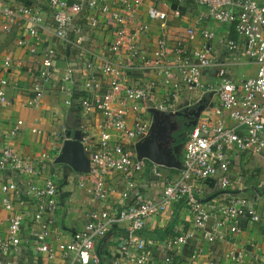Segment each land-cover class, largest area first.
<instances>
[{
    "label": "built area",
    "instance_id": "2783aa9c",
    "mask_svg": "<svg viewBox=\"0 0 264 264\" xmlns=\"http://www.w3.org/2000/svg\"><path fill=\"white\" fill-rule=\"evenodd\" d=\"M53 13L55 34L58 38L70 41L69 31L73 28L76 15L84 14L89 23L94 26L111 25L114 29V40L111 51L119 61L105 60L94 66L86 62V68L98 69L111 77V85L103 89L96 73L86 76L85 93L80 96L81 107L86 111L97 110L102 115L100 122V136L94 141L90 136H84V144L89 152L90 171L80 173V184L87 182V193L99 200H107L118 191L110 187L107 179L110 174L121 173L124 188L121 193V207L113 209L111 206L92 209L87 216L84 228L76 231L72 238L64 240L58 238L54 245L48 242L53 235L56 225L55 214L60 208V188L53 177L39 179L43 175V164L25 160L18 150L7 143L0 153V183L6 170H12L21 177H32L27 184L26 195L32 201L33 217L30 233L35 236L33 249L54 259L57 253L62 262L53 264H189L198 259L201 247H194L190 256L185 255L186 247L195 240V232L202 231L209 242L226 238L242 231L237 224L240 216L250 217V222L261 220L254 205L247 195L231 194L225 201L214 206L213 212L208 209L202 197L205 193L203 183L214 177L219 178L223 189H232L231 172L235 152L249 153L260 156L264 162V4L258 0H179L193 2L206 9L201 19H214L223 24H236L238 39L221 40L235 59L238 55L257 64L255 76L236 83L229 72V62L219 63L213 52L211 41L216 34L209 28L197 30L191 27L187 30L184 40H178L174 46L170 45L166 36L157 40L153 51V67H156L162 79L144 80L141 84H126L127 69L133 66L135 58L139 57V47L136 33L127 31L129 21L136 14L138 7L144 0H41ZM170 3L173 0H164ZM99 10L102 18L94 13ZM180 15V10L174 11ZM8 23L0 25V32L9 31L10 23L15 20H26L28 32L38 36L44 24L42 11L29 5L15 8L6 7L1 11ZM151 18L161 21L165 26L168 17L166 11L155 6L148 8ZM140 30H148V25H142ZM78 34L75 44L82 45V30L75 29ZM201 33L204 44L192 47V42ZM26 45L25 39L18 41ZM33 48V47H32ZM34 50V48L32 49ZM126 55V57H125ZM57 49L46 47L44 51L43 69L41 76L49 81L52 76L53 65ZM11 59L0 61V68H8ZM218 67L216 80L203 78V72ZM73 76L71 72L63 74L62 83H56L55 88L61 93L73 92ZM8 80L0 78V103L9 104L7 94ZM163 89L161 100H157L155 88ZM35 96L33 105H37L43 96L42 85L34 84ZM186 96L185 106H194L205 101L206 95L216 98L217 105L202 115L196 125L186 130V139L181 153L183 160L177 175L169 177L163 186L158 199L141 196L132 201L131 194L138 186L137 174L151 169L157 176H161L162 165L147 158H139L135 146L150 132L151 122L145 115L150 108L164 112H177L175 104L182 96ZM69 106L72 100L67 102ZM208 108V106H207ZM206 108V110H207ZM210 108V107H209ZM205 110V111H206ZM218 116L213 121V116ZM132 117V124L128 120ZM226 118L233 121L226 123ZM22 123L19 121L18 124ZM18 125L9 135L15 136ZM84 129V128H83ZM85 131V130H84ZM83 175L85 176L84 180ZM259 196L264 199V181L260 184ZM4 193H21L19 183L8 180L2 183ZM24 200H20L23 203ZM184 202L194 215L193 230L168 237L164 241L165 252L159 263L148 253V242L143 235L147 220L167 209L170 205ZM4 208L12 212L8 217L6 235L0 232V253L11 254L19 250L23 243V227L25 218L21 211H14V202L7 196L3 197ZM218 219L210 224L212 215ZM128 222L129 227L124 233V239L119 254L108 260L103 258L101 248L104 238L113 226ZM225 233H222L224 232ZM258 246V244H257ZM249 252L241 247L229 252L226 258L212 262V264H247ZM253 254L264 263V250L258 248ZM0 264H5L0 260ZM8 264H26L25 261L15 259Z\"/></svg>",
    "mask_w": 264,
    "mask_h": 264
},
{
    "label": "crops",
    "instance_id": "0c3cea01",
    "mask_svg": "<svg viewBox=\"0 0 264 264\" xmlns=\"http://www.w3.org/2000/svg\"><path fill=\"white\" fill-rule=\"evenodd\" d=\"M264 4V0H258ZM29 5L39 8L42 11L44 24L40 28L38 36H33L28 32V22L24 19H15L10 23L9 31L0 32V61L10 58L11 64L8 68H0V78L5 77L8 80L7 94L9 104L0 103V153L7 143L15 147L25 160L43 164V175L39 178L53 177L58 181L60 188V208L55 214L57 229L48 239L52 245L58 242V238L69 240L76 231L84 228L87 222L88 213L92 209L111 206L113 209L121 207L120 190L124 188L123 175L113 173L108 176L107 184L110 187H116L117 192L112 194L107 200H99L87 193V182L80 184V173L75 172L70 166L64 163H57L56 157L62 144V136L70 130L78 129V124L84 128L86 135L94 141L100 136V122L102 115L97 110L86 111L81 107L79 97L85 93L86 76L90 73H96L98 79L106 90L111 85V77L98 69L86 68V62H91L94 66L105 60L119 61L115 53L111 51V44L114 40V29L111 25L94 27L84 14L75 16L73 28L69 31L70 41L58 38L55 34L53 24L52 10L41 0H0V25L8 23L7 18L2 16L1 11L6 8H15L17 6ZM155 6L167 12L168 17L165 20V26H161V21L151 18L148 14V8ZM180 10V15H175L174 11ZM206 9L193 2H181L173 0L166 3L164 0H144L138 7L136 14L129 21L127 31L131 34L136 33L137 44L139 47V57L133 61V66L127 69L126 84H141L144 80L162 79L160 72L153 67V51L157 40L166 36L170 45L174 46L178 40H184L187 36V30L191 27L201 30L209 28L216 34L211 41L213 52L219 63L229 62L230 77L237 83L255 76L257 64L246 58L243 54L238 55L241 60L235 59L232 51L221 42L225 39H238V34L232 24H223L214 19H201L202 13ZM99 19L102 18L99 10H94ZM142 25H148V30H140ZM82 30V45L77 46L74 42L78 32L76 28ZM201 33L196 36L192 42V47H201L204 44V38ZM25 39L26 45H20L18 41ZM57 49L52 76L49 81H45L41 76L43 69L44 51L46 47ZM34 50H32L33 48ZM126 57V55H125ZM71 72L73 76V92L61 93L55 88V84L62 83L63 74ZM218 67H213L203 72V78L206 80H216ZM40 83L43 89V96L37 105H33L32 98L35 96L34 84ZM157 100H161L163 89L157 85L155 88ZM73 96L75 98H73ZM72 100L71 106L67 104ZM186 96H182L175 104L177 110L185 108ZM208 108L202 113L206 118V112L217 105L216 98L211 95L205 96ZM210 107V108H209ZM146 119L152 121V114L147 111ZM189 120V118H184ZM183 119V120H184ZM218 116H213V121H217ZM19 121L22 123L18 124ZM130 116L128 124H132ZM226 123L233 124V121L226 118ZM18 125L17 134L9 135L11 130ZM190 127H184L180 130L177 143H184L186 139L185 130ZM183 147V145H182ZM181 147V149H182ZM179 158L183 160V155L179 152ZM231 180L232 189H223L218 177L207 180L203 183L205 193L202 197L207 203L208 209L213 212L214 206L225 201L227 196L235 194H245L250 198L251 204L261 216V220L250 222V217L240 216L238 225L242 231L237 234L229 235L223 239H217L216 242H209L204 238L202 231L197 230L195 237L185 249V255L190 256L194 247H201V254L198 259L189 264H212L226 258L227 254L235 248H245L247 255V264H264L262 259L256 257L253 252L258 248L264 250V199L259 196L260 184L264 181V162L260 156L249 153L235 152L233 158ZM43 164V165H44ZM161 176H157L151 169H146L137 174L138 186L135 192L131 194V200L134 201L141 196L158 199L165 181L178 174L179 169L161 167ZM85 176L83 175V180ZM13 180L19 183L21 193L19 196L10 191L4 193L1 190L2 183ZM34 180L32 177H21L12 170H6L0 183V232L5 234L8 230V217L12 212L7 211L3 206V197L7 196L14 202V211H21L25 218V227H23V243L19 250L11 254L0 253V260L5 264L19 259L26 264H53V262H62L61 255L56 254L54 259L41 253H35L33 245L35 236L30 233L31 219L33 217L32 201L26 195L27 184ZM209 197L211 199L207 200ZM20 200H24L20 203ZM219 216L212 215L210 224H213ZM194 215L184 202H177L161 213L150 217L147 222L143 235L148 242V254L153 257L156 263H159L161 256L165 252V239L182 234L188 230H193ZM129 227L128 222L118 223L113 226L110 233L104 238L101 248L104 251V260L110 259L119 252L124 239V233ZM222 233H225L222 232ZM258 244V246H257Z\"/></svg>",
    "mask_w": 264,
    "mask_h": 264
},
{
    "label": "water",
    "instance_id": "95a60500",
    "mask_svg": "<svg viewBox=\"0 0 264 264\" xmlns=\"http://www.w3.org/2000/svg\"><path fill=\"white\" fill-rule=\"evenodd\" d=\"M206 108L207 104L204 101L194 106L185 107L177 112H164L150 108L149 112L152 114L150 132L135 146L139 158L144 157L162 166L179 169L181 160L178 154L181 152L183 145L177 143L180 130L183 126L196 125L198 118ZM174 118H177V120L173 121ZM184 118H189L190 121L182 124L181 120ZM172 124L175 125L174 129L168 132L167 125ZM84 136L85 131L80 124H78V129L63 134V141L56 162L67 164L77 173H88L90 171V157L84 144ZM209 199L211 197L207 200Z\"/></svg>",
    "mask_w": 264,
    "mask_h": 264
},
{
    "label": "flooded vegetation",
    "instance_id": "af4514ba",
    "mask_svg": "<svg viewBox=\"0 0 264 264\" xmlns=\"http://www.w3.org/2000/svg\"><path fill=\"white\" fill-rule=\"evenodd\" d=\"M175 120H177V118H174V119H173V121H175ZM181 122H182V124H183V123H188L189 120H185V119H184V120H181ZM174 126H175L174 124H172V125H167V131L170 132L171 130H173V129H174ZM184 127H185V126H183L182 129H183ZM183 130H184V129H183ZM175 134H177V133H175Z\"/></svg>",
    "mask_w": 264,
    "mask_h": 264
},
{
    "label": "trees",
    "instance_id": "16d2710c",
    "mask_svg": "<svg viewBox=\"0 0 264 264\" xmlns=\"http://www.w3.org/2000/svg\"><path fill=\"white\" fill-rule=\"evenodd\" d=\"M232 26H234V29H235V26H236V24L234 23V24H232ZM73 98H75L74 96H73ZM80 98V97H79ZM193 126H191V128H192ZM190 128V129H191Z\"/></svg>",
    "mask_w": 264,
    "mask_h": 264
}]
</instances>
